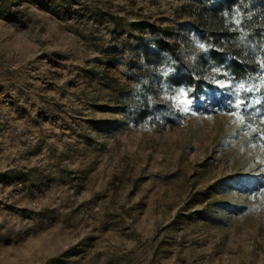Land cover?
<instances>
[{"label":"rangeland","instance_id":"374dc122","mask_svg":"<svg viewBox=\"0 0 264 264\" xmlns=\"http://www.w3.org/2000/svg\"><path fill=\"white\" fill-rule=\"evenodd\" d=\"M258 121L264 0H0V264H264Z\"/></svg>","mask_w":264,"mask_h":264},{"label":"trees","instance_id":"16d2710c","mask_svg":"<svg viewBox=\"0 0 264 264\" xmlns=\"http://www.w3.org/2000/svg\"><path fill=\"white\" fill-rule=\"evenodd\" d=\"M256 125L259 127L258 130H260V132L264 134V123L258 121Z\"/></svg>","mask_w":264,"mask_h":264},{"label":"snow or ice","instance_id":"6c2138e0","mask_svg":"<svg viewBox=\"0 0 264 264\" xmlns=\"http://www.w3.org/2000/svg\"><path fill=\"white\" fill-rule=\"evenodd\" d=\"M242 103H243V102H241V101H237L236 106L239 107V106H241Z\"/></svg>","mask_w":264,"mask_h":264}]
</instances>
